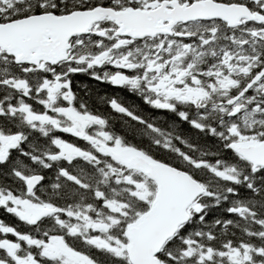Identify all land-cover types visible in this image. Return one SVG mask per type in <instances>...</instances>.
<instances>
[{
	"label": "snow or ice",
	"instance_id": "snow-or-ice-1",
	"mask_svg": "<svg viewBox=\"0 0 264 264\" xmlns=\"http://www.w3.org/2000/svg\"><path fill=\"white\" fill-rule=\"evenodd\" d=\"M0 264H264V0H0Z\"/></svg>",
	"mask_w": 264,
	"mask_h": 264
}]
</instances>
